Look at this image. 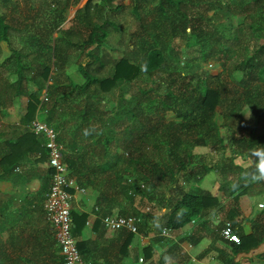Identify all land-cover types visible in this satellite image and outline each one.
<instances>
[{
	"label": "trees",
	"instance_id": "trees-1",
	"mask_svg": "<svg viewBox=\"0 0 264 264\" xmlns=\"http://www.w3.org/2000/svg\"><path fill=\"white\" fill-rule=\"evenodd\" d=\"M2 1L5 6L7 0ZM78 1L62 6L58 0L54 9L41 2L38 10L29 11L34 18L27 25L13 14L10 24L0 18V41L10 44L16 35L25 42L23 50L14 49L0 61V184H15L21 178L18 170L46 151L44 138L28 128L38 116L56 131L69 175L96 195L100 218L113 210L139 217L127 209L145 187L147 202L166 208L164 226L170 230L211 218L220 202L196 184L218 167L195 149L223 150L222 130L238 155L264 149V0H87L71 27L52 40L67 9ZM130 7L138 21L132 44L119 59L103 58L111 23L98 20L99 12ZM75 37L88 50V62L76 65L79 81L65 75ZM193 46L198 57L192 63L182 54ZM215 65L219 75L203 69ZM235 73L240 74L236 86L222 80ZM14 101H25L24 112L17 124H6ZM167 114L174 119L166 121ZM72 120L64 137L66 121ZM33 216L21 211L22 220ZM221 220L220 230L226 221L235 229L232 218ZM37 221L30 233L23 231L27 225L7 242L0 225V264H62L51 227ZM84 221V215H72L73 235L85 259L91 246L79 240ZM98 225L93 226L96 234ZM134 236L118 232L119 253ZM239 237L238 250L245 239ZM143 253L148 259L152 248Z\"/></svg>",
	"mask_w": 264,
	"mask_h": 264
},
{
	"label": "crops",
	"instance_id": "crops-1",
	"mask_svg": "<svg viewBox=\"0 0 264 264\" xmlns=\"http://www.w3.org/2000/svg\"><path fill=\"white\" fill-rule=\"evenodd\" d=\"M221 136L224 139V149H230L229 155L216 156L214 159L210 150H216H208L213 162L220 161L219 168L209 171L196 184L220 202V207L210 213L211 218L194 220L183 228L171 230L169 237L160 236L161 238L157 239L148 227L154 224L157 217H162L165 221L166 208H161L158 215L151 213L146 222L147 229L143 234L134 236L125 253L118 252L121 244L118 232H108L104 229L96 212V195L89 190L84 193L69 190L73 194L71 215L85 216L79 240H87L91 246V253L85 258L88 263L264 264V179H253V176H259L258 168L264 162V149L257 147L248 154L242 151V154L238 155L237 149L234 150L235 147L224 138L223 130ZM200 149L207 150H195ZM208 151L199 152L206 154ZM238 158L240 161L236 164ZM30 159L32 163L18 170L21 178L15 184H0V225L3 242H7L12 233H15V236L23 234L20 232L27 225L28 230L23 231L25 235L30 233L29 231L38 225L37 218L49 225L43 209L51 182L46 151ZM223 166H226L225 169H222ZM233 184L236 185L232 188ZM260 204L263 205L262 208L258 207ZM21 211L26 213L27 218L32 215L35 217L22 220ZM113 211L114 214L117 213V210ZM228 217L232 218L237 234L245 236L240 250L220 236L218 225L221 219ZM96 221H99V237L93 230ZM79 223L82 225V222ZM191 240L195 243H191ZM147 246L152 248V255L148 259L143 253Z\"/></svg>",
	"mask_w": 264,
	"mask_h": 264
},
{
	"label": "rangeland",
	"instance_id": "rangeland-1",
	"mask_svg": "<svg viewBox=\"0 0 264 264\" xmlns=\"http://www.w3.org/2000/svg\"><path fill=\"white\" fill-rule=\"evenodd\" d=\"M55 1H58V0H7L4 6L2 3L3 1L0 0V18H3L4 19L3 22H5L6 24H10L9 21H11V17H13L12 16L13 14L16 17L20 16L21 20L26 19V22L24 23V25H27V24L33 23V21L31 20L32 18H34L32 16L33 12L29 13L30 10H33V9L38 10L40 8L41 2H44L47 5H50V8L54 9L57 7V4ZM86 1L87 0H79L75 6H70L67 9V12L65 13L66 14L65 20L60 24L57 30L54 33H52V40H54L58 35H60L62 30H66L69 27H71V20L74 18L76 11L79 8H81L85 4ZM59 2L63 6L66 0H59ZM125 4H127V2ZM12 11L14 13H11ZM105 19L110 21L111 25L107 28L109 31V34H108V38L106 39L105 43L103 44L101 48V55L103 56V58L119 59L123 55V52L125 51V46L126 45L129 46L132 44V39L130 38V35L137 29V25H138L137 18L134 15L130 7V8H125L121 11H115V12L109 11V10L99 12L98 20L103 21ZM240 21L241 19L238 20V22ZM37 26H41L39 21L37 22ZM15 31L17 32L18 30L16 29L13 32ZM81 37L72 38L75 42V46H74L75 48H73V50H70V53H71L70 65L65 68L66 69L65 75H70L71 77L75 79V81L80 80V77L78 76V73H77V66L79 64H85L86 62H88V58L86 57V53L88 50L85 49L86 47L79 46L83 38ZM262 43L263 41H260L258 44H262ZM24 47H25V42L21 40L20 38H18L16 35H13L10 44L0 41V61L7 55H11L12 50L17 49L18 51H21L24 49ZM183 52H184L182 54L183 58H185L188 61H191L192 63H193V59H197L198 57V53L195 51L194 46L187 47V48L184 47ZM23 53L25 55L27 52L24 50ZM26 60L23 59V62ZM203 69L207 71L208 74L213 75V76L220 74V68L217 65L208 67V68H203ZM64 77H61V78L64 79ZM239 78H240V74H236V73L228 78H226V76H222V80L228 83L232 87L237 85V80ZM123 88L125 90L127 87H122V89ZM43 95L44 93H42V96ZM12 105H13L12 113L10 114V117H8L7 119L5 118V120H3L4 123L6 122L9 124L13 122H18L21 114L24 112L25 101H20V102L14 101ZM106 114L110 115L109 113H106ZM173 119H174V116L172 114H167L166 121L173 120ZM218 121L221 122L222 118H218ZM66 122H67L66 132L65 131L62 132L64 137H66L68 133L70 134L71 130L70 129L68 130L69 128L68 126L74 124L73 120L66 121ZM99 127H101L100 123H98V125H96L95 127L97 129V132H99L98 130ZM118 134L119 132H116L113 135L114 139L118 136ZM225 149L223 150L219 149L218 151H213V149L210 150V148L207 150L200 149V150H195V153L198 155H201L203 158L205 157L206 161L208 162L210 161L212 164H216L217 167L219 168L220 161L213 162L210 155H208L209 153L208 150H210L211 152L210 154L213 155L215 159L216 156L219 157V156H223L224 154L229 155L230 149H227V150ZM199 151H208V152L206 154H203V153H200ZM203 158L201 160H203ZM239 161L240 159L238 158L236 164L239 163ZM140 190L141 191L139 192L138 198H135L134 202L132 200V203L130 204L131 206H129L127 210L131 212L138 211L137 214L141 220V223L138 229V234H143L145 230L147 229L146 222L149 220L148 217L151 215L152 212L155 215H158L161 211V208L159 209V208L152 207L153 201L148 203L147 198H144L145 197L144 195H146L148 191L146 187L141 188ZM139 199L141 200L142 203H144L143 205L139 203ZM147 208H149V210ZM157 218L158 219L154 222V224L148 227V229L150 230L151 234L154 237L156 236V238L159 239L161 238L160 237L161 232L164 228V220L162 217H157Z\"/></svg>",
	"mask_w": 264,
	"mask_h": 264
},
{
	"label": "built area",
	"instance_id": "built-area-1",
	"mask_svg": "<svg viewBox=\"0 0 264 264\" xmlns=\"http://www.w3.org/2000/svg\"><path fill=\"white\" fill-rule=\"evenodd\" d=\"M46 100L44 94L41 101ZM28 128L35 135H40L45 140L44 147L47 152V167L51 171V182L43 202V209L62 256V264H89L80 254L77 248V240L73 235L71 215L73 194L69 192L72 190L75 193H84L85 190L69 175L67 167L63 163V148L57 141L56 131L42 122L38 116L31 121ZM258 207L262 208L263 205L260 204ZM100 221L108 232L126 231L134 235L138 234V227L141 222L139 217L120 216L118 214L105 215L100 218ZM170 231L167 227L163 228L161 236L169 237ZM220 236L229 243L240 244V238L229 221L224 222Z\"/></svg>",
	"mask_w": 264,
	"mask_h": 264
},
{
	"label": "clouds",
	"instance_id": "clouds-1",
	"mask_svg": "<svg viewBox=\"0 0 264 264\" xmlns=\"http://www.w3.org/2000/svg\"><path fill=\"white\" fill-rule=\"evenodd\" d=\"M259 176H253V179H264V162L259 165Z\"/></svg>",
	"mask_w": 264,
	"mask_h": 264
}]
</instances>
